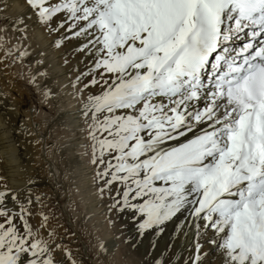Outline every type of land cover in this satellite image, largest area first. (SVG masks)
I'll list each match as a JSON object with an SVG mask.
<instances>
[{"label": "snow or ice", "instance_id": "1", "mask_svg": "<svg viewBox=\"0 0 264 264\" xmlns=\"http://www.w3.org/2000/svg\"><path fill=\"white\" fill-rule=\"evenodd\" d=\"M24 5L26 15L2 16L0 32L27 37L34 21L57 48L74 40L86 61L69 81L79 97L70 119L85 126L108 224L125 217L131 242L178 221L172 239L187 241L183 261L172 243L155 255L152 244L145 264H264V0ZM7 8L0 3V13ZM3 51L0 59L33 55L22 43ZM32 63L29 83L45 102L56 98L43 60ZM11 131L28 134L22 123ZM32 183L12 187L0 176V264H77L43 211L33 224Z\"/></svg>", "mask_w": 264, "mask_h": 264}, {"label": "bare ground", "instance_id": "2", "mask_svg": "<svg viewBox=\"0 0 264 264\" xmlns=\"http://www.w3.org/2000/svg\"><path fill=\"white\" fill-rule=\"evenodd\" d=\"M0 3L8 4V8L0 13V27L4 23V14L27 13L24 0H0ZM0 35L4 37L0 41V57H4V46L13 43L29 45L33 54L21 60H14L11 55L0 59V176L5 177L12 187H23L28 179H32L34 183L30 187L33 197H36V191L47 195L53 185L57 188L52 194L63 196L62 212H67L66 216L70 211L80 222L94 256L87 259L88 255L83 254L86 249L74 237L68 240L60 235L57 241L70 249L77 264H145L148 255L146 250L152 244L156 246L152 253L155 255L169 243L174 245L170 252L176 254L180 250L179 258L183 261L188 251L187 241L172 239L178 221L170 223L158 238L153 239L149 234L142 241L131 242L128 237L133 227L125 217L121 216L112 225L106 223L108 201L97 196L92 183L93 170L88 164L87 149L84 147L87 138L81 131L85 126L80 123L73 127L74 121L70 119L78 108L79 97L73 94L69 81L75 75L74 69L83 70L86 64L78 54H74L75 41L66 42L63 47L57 48L52 36L42 34L34 21L29 23L27 37L13 31L11 27L0 32ZM40 52L44 53L43 57L39 55ZM33 59L43 60V70L48 73L45 83L57 93V97L49 98L48 102L29 83L30 71L36 67L32 63ZM37 79L41 78L38 76ZM61 84L63 87H60ZM21 123L27 135L11 131L20 127ZM6 126L9 129L7 138ZM78 197L84 201L81 202ZM83 211L87 214H83ZM102 215H107L106 220L101 218ZM32 222L36 224L34 218ZM121 223L125 224L124 228L120 227ZM97 228H101V232ZM51 230L57 233L62 231L58 226L51 227ZM101 240L105 243L106 252L98 246L97 242Z\"/></svg>", "mask_w": 264, "mask_h": 264}, {"label": "rangeland", "instance_id": "3", "mask_svg": "<svg viewBox=\"0 0 264 264\" xmlns=\"http://www.w3.org/2000/svg\"><path fill=\"white\" fill-rule=\"evenodd\" d=\"M57 190V188L53 185V187L49 190L50 194L36 191V197H39V207L35 209L34 213L36 215L34 216V220L37 223L40 222V216L39 212L43 211L45 215L48 216V227L51 229V227L58 226L62 229V231L59 233L55 232L56 239L58 240L60 235H63L66 239L70 240L71 237H74V240L81 245L86 251H83V254L88 257L87 259H92L94 256L92 255L90 245L86 238V231L84 228L80 227V222L77 221V219L74 218V216L71 214L70 211H68V214L65 216V213L61 210V199H63V196H57L55 193L52 194V192ZM58 192V191H57ZM78 199L83 202L84 199L82 197H78ZM85 207V204H83V208ZM87 214V212L83 211V214ZM69 215V216H68ZM105 217V218H104ZM101 218L103 220H106L107 215H102ZM108 221H106L107 223ZM73 224V226L71 225ZM86 225L88 223L86 222ZM76 231V234L74 232ZM101 232V228H97ZM74 233V234H73ZM103 263V260H100Z\"/></svg>", "mask_w": 264, "mask_h": 264}]
</instances>
